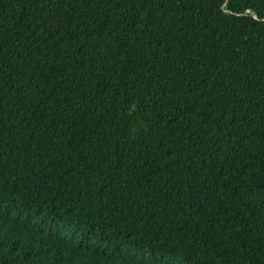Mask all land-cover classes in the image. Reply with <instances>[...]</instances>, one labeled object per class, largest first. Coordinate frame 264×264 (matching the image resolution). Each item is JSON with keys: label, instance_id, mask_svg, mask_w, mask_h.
Masks as SVG:
<instances>
[{"label": "trees", "instance_id": "16d2710c", "mask_svg": "<svg viewBox=\"0 0 264 264\" xmlns=\"http://www.w3.org/2000/svg\"><path fill=\"white\" fill-rule=\"evenodd\" d=\"M0 264H264V0H0Z\"/></svg>", "mask_w": 264, "mask_h": 264}]
</instances>
